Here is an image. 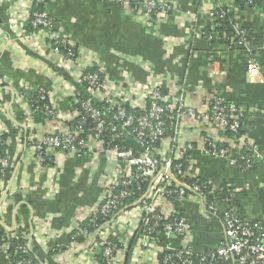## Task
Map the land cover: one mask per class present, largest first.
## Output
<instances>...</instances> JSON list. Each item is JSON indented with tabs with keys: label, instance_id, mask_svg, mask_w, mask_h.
Returning a JSON list of instances; mask_svg holds the SVG:
<instances>
[{
	"label": "crops",
	"instance_id": "crops-1",
	"mask_svg": "<svg viewBox=\"0 0 264 264\" xmlns=\"http://www.w3.org/2000/svg\"><path fill=\"white\" fill-rule=\"evenodd\" d=\"M160 1L174 8L152 25L131 17L113 0H48L45 11L53 21L52 33L71 42L79 54L72 59L50 52L47 33L31 30L34 0H0V134L6 135L10 165L0 177V225L9 238L17 234L28 244L32 236L30 248L42 264H97L93 240L72 239L88 223L102 198V184L114 178L116 167L102 147L50 153L42 165L34 149L36 139L70 127L79 80L89 70H103L107 97L140 111L147 105L146 90L159 88L168 104L180 109L172 133L157 148L158 156L176 160L190 151L187 176L234 190L242 219L264 225V160L241 171L204 151L206 140L217 146L232 142L206 118L210 100L218 97L251 110L242 133L264 159V84L247 79L245 50L230 51L203 38L210 26L207 13L213 9L208 0ZM237 16L241 28L263 30L264 0H255ZM20 87L49 92L55 117L31 114L16 97ZM155 205L158 213L186 219L193 254L222 243V222L211 218L203 200L172 205L158 199ZM135 207L111 218L102 232L120 244L115 264H157L161 249L173 252L180 244L175 237L162 236L157 244L139 247L142 212ZM217 207L220 213L226 209L224 204ZM50 244L59 251L49 255ZM0 264H5L2 251Z\"/></svg>",
	"mask_w": 264,
	"mask_h": 264
},
{
	"label": "built area",
	"instance_id": "built-area-1",
	"mask_svg": "<svg viewBox=\"0 0 264 264\" xmlns=\"http://www.w3.org/2000/svg\"><path fill=\"white\" fill-rule=\"evenodd\" d=\"M37 4L44 3L45 0H34ZM120 5L131 17L141 19L145 24L156 25L161 19V15L173 11V4L160 0H113ZM201 2L203 0H200ZM213 4V9L207 13L210 22L209 28L212 29L214 15L221 19L231 13L238 20L237 13L242 10L237 5L236 0H208ZM246 8V7H245ZM216 10L221 12L217 13ZM188 14V13H187ZM29 24L35 33H44L49 40V51L57 54H64L72 59L79 56L71 42L66 37L52 33L53 21L46 12H31ZM1 29V28H0ZM234 32L238 36L237 40L229 39L226 45L227 50H245L248 53L246 61V76L250 81H258L264 84V66L261 64L260 55L264 52V44L260 48H254L247 41L245 32L236 24ZM208 38L207 40H210ZM95 73H84L79 86L82 87L84 98H79L76 93L72 111L71 123L73 126L64 129L61 132L45 135L35 140V160L40 165L45 164L50 153L61 152L75 154L89 147H102L103 152L110 158L111 164L116 167L114 178L107 179L103 184V192L100 203L97 208L91 212L89 221L93 223L98 214L113 218L125 209L124 200L129 198L132 193L127 187L135 182L151 181V187L139 201H136V209L142 212L141 227L139 228V237L136 239L138 246L144 248L151 242L157 244L160 240L159 235H153L154 228L161 225L164 231L163 236H172L179 240L180 250L177 256L185 255L183 264H193L189 259L193 252L189 247V225L183 216L171 219L169 223L164 220L172 216H165L162 211L158 213L155 202L158 199L174 205L176 202L198 199L202 201V189L198 185L184 186L177 182L178 178L187 176L182 164L174 165V162L184 160L185 156L180 155L178 159L172 160L166 157L158 156L156 145L161 144L165 133V127L169 122L177 121L179 118L180 107L176 104H168L167 97L157 87H151L146 90V103L141 108V113L134 112L127 101L110 99L105 95V75L103 70L96 69ZM35 92L36 95L33 94ZM49 92L38 89L30 90L20 87L16 95L18 100L23 101L31 114L42 112L49 117H55L53 101ZM35 97V100H34ZM99 103L104 106L101 111L95 107ZM127 103V104H126ZM126 107L131 108L127 111ZM114 111V112H113ZM251 113V110L228 103L221 98L214 97L210 100L209 109L206 113L208 121L221 129L223 133L230 132L233 140L229 146L218 148L210 140L205 141V154L228 161L237 167L238 163L243 162L244 170L249 171L253 165L263 161L258 148L254 143L247 140L242 133V122L244 118ZM189 114H191L189 112ZM90 120V125L86 127V121ZM175 127V126H174ZM173 127V128H174ZM109 130L110 141L106 140L104 134ZM1 135V134H0ZM123 139L130 145L129 148L114 145L113 140ZM5 145V141L2 142ZM208 148V149H207ZM210 148V149H209ZM191 150V146L187 148ZM246 150V156L233 157L234 151ZM188 163V161H187ZM9 161L7 154L4 158L0 157V177L6 176L9 171ZM240 168V167H239ZM174 170L175 174H172ZM172 184H175L174 187ZM210 184V183H209ZM211 185V184H210ZM124 187L120 193H115L118 187ZM212 186V203L206 208V211L212 214L220 213L219 204H224L226 209L220 213L222 215V225L224 229V238L222 243L203 254L198 255V262L208 264L226 263L232 261L234 264H264V225L260 222H249L239 215L236 210L235 191L231 190L228 199L221 200L216 196V190L219 187ZM173 187V190L171 189ZM189 191V194L186 192ZM235 201V202H234ZM153 222L152 227H147L149 221ZM106 226L103 225L96 233L86 232L83 228H77L73 239L83 237L87 241L93 240L95 250L102 249V256L106 264H115V259L120 249H116L109 242L108 234L102 232ZM143 232V233H141ZM98 237V240H95ZM12 239L21 240L18 235L12 236ZM24 241V240H22ZM22 254H27L29 250L24 241L22 247L17 248ZM0 251L5 255V264H14L9 261V245L3 243ZM164 249H161L162 253ZM176 251V250H175ZM174 252V251H173ZM172 253V252H171ZM174 254V255H175ZM114 255H116L114 257ZM170 257L167 259L169 261ZM164 261V264L167 263ZM15 264H30L21 262ZM158 264V262H157Z\"/></svg>",
	"mask_w": 264,
	"mask_h": 264
},
{
	"label": "trees",
	"instance_id": "trees-1",
	"mask_svg": "<svg viewBox=\"0 0 264 264\" xmlns=\"http://www.w3.org/2000/svg\"><path fill=\"white\" fill-rule=\"evenodd\" d=\"M48 2V0H45L44 3H40L37 4L36 2L34 3V8L32 9V12H46L45 11V5ZM237 5L239 6L240 9L245 8V7H253L255 4V0H236ZM215 12L219 13L221 11L216 10ZM238 25V20L233 17V15L231 13H227L223 19H221L218 15H214L213 17V21L211 23L212 25V29L207 27L206 29H204V31L202 32L203 38H205V40H207L208 38H211L209 41L211 42V44H220V45H227L229 39H233V40H237L238 36L235 34L234 32V25ZM30 27V26H29ZM240 27V26H239ZM31 30H33L32 27H30ZM241 30H243L245 32V36L247 41L250 43V45H252L254 48H260L263 44H264V29L260 30L258 32H253V31H249L246 28H241ZM261 58V64L262 66H264V52H262V54L260 55ZM95 70H89L86 73H95ZM34 95L35 92H33ZM77 96L81 99L84 98L85 95L83 93V89L82 87L78 88V93ZM35 100V97H34ZM75 107L76 110L79 109V106L77 105H73ZM73 107V109H74ZM95 107L99 110H103L104 106L100 105L99 103L95 104ZM127 111H131L129 107H126ZM134 112L136 113H141L140 110L138 109H132ZM114 112V111H113ZM74 123H70V126L72 127ZM90 125V120L86 121V127H88ZM175 126V121L169 122V124L166 125L165 127V133L162 137V139L165 136H169L170 133H172V127ZM106 135V140L110 141V132L109 130H107L105 133ZM226 136H228V138L233 140V135L230 132H226L225 133ZM6 135H0V157L4 158L6 156V146L2 144V142L5 141ZM114 141V145L119 146V147H125V148H129L130 145L126 142H124L123 139L120 138V140H113ZM158 144L156 145V148H158ZM225 145H221L218 146V148H225ZM208 149V148H207ZM210 149V148H209ZM248 153L246 152V150H242V151H234L233 152V157L237 158L239 156H246ZM190 155V151H187L185 153V158L182 161L179 162H174V165L177 164H182V166L184 167L183 169L185 170V168H187V161H188V156ZM238 166L240 167L241 170H244V166H243V162L238 163ZM255 165H253L251 167L250 170H252L254 168ZM172 174H175L174 170H172ZM5 177V176H4ZM177 182H180L182 185L184 186H192V185H198L201 187L202 189V200L204 201L205 204V208H208V206L212 203L213 197L210 193V191H212V186L205 180H202L200 178L197 177H184V178H178L177 180H175ZM150 185V181H143V182H135L132 183L130 186L127 187V190L129 192L132 193V195L124 200V204H125V209L123 210H129L130 208H132L136 203V201H139L143 198V196L146 194L148 188ZM173 187L175 184H172ZM173 187L171 188L173 190ZM126 188L124 187H118L115 189V193H120L122 190H125ZM188 189H186V192L189 194V191H187ZM231 194V190L230 189H226L225 187H219L216 190V196L221 199V200H225L228 199L229 196ZM236 195V194H235ZM235 202V201H234ZM209 215L211 216V218L216 219V220H220L222 221V215L220 213H209ZM181 215L178 214H174L172 217H170V219L164 220V222L169 223L171 221V219L175 218V217H180ZM110 218L108 217H104L100 214H98L96 216V218L94 219L93 223L88 222L87 224L83 225V229L86 232L89 233H96L101 226L108 224L110 222ZM153 222L150 220L149 221V225L147 227H152ZM140 233V232H139ZM143 233V232H141ZM159 235V236H163L164 235V231L162 230V226L159 225L156 228H154V233L153 235ZM109 242L114 245L116 247V249H120V244L116 241L114 235H111L109 238ZM98 240V237L95 239ZM72 241H76L77 243L83 242V237H77V239H72ZM177 242L179 243V240L177 239ZM3 243H8L9 245V261L12 263H23L25 262H29L30 264H42L43 260L40 257V255L37 253L36 249H30L27 251V254H22L20 250H18L17 248L22 247L24 245V241L22 240H17V239H12L11 236L9 238V234L6 232V230L0 225V246ZM180 247H177L176 251L174 252H168V251H163L162 253H160L158 255V264H164V261H167V259L170 257L169 261H167L166 264H183V260L186 259L185 255H180L179 257L177 256V251H179ZM59 249L58 247H56L54 244H50L49 245V251L48 254L52 255L53 253L58 252ZM208 251V250H207ZM175 254V255H174ZM116 255H114L115 257ZM189 259H191L193 262H197L200 258L198 255L193 254ZM95 260L97 262V264H106V261L104 259V257L102 256V249H96L95 250Z\"/></svg>",
	"mask_w": 264,
	"mask_h": 264
},
{
	"label": "water",
	"instance_id": "water-1",
	"mask_svg": "<svg viewBox=\"0 0 264 264\" xmlns=\"http://www.w3.org/2000/svg\"><path fill=\"white\" fill-rule=\"evenodd\" d=\"M54 26H56V25H54ZM135 205H137V204H135ZM135 205H134L133 207H135ZM124 211H125V210H124ZM31 238H32V236L30 237L29 242H28V244H27V247H28L29 250L31 249V248H30Z\"/></svg>",
	"mask_w": 264,
	"mask_h": 264
}]
</instances>
